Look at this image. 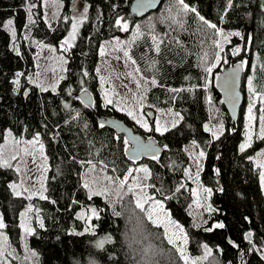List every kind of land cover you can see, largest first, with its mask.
<instances>
[{
    "label": "trees",
    "instance_id": "trees-1",
    "mask_svg": "<svg viewBox=\"0 0 264 264\" xmlns=\"http://www.w3.org/2000/svg\"><path fill=\"white\" fill-rule=\"evenodd\" d=\"M60 1L58 18L49 24L43 0H0V146L8 132L18 140L38 139L48 163L46 199L29 198L14 193L20 173L4 166L0 154V244L5 233L16 252L13 258L0 254V264H264V253L253 250L264 248V189L253 162L264 148L259 137L264 126V0H184L188 9L179 0H162L143 17L129 10L133 0ZM80 2L87 13L66 54V72L55 89H40L32 81L37 45L61 51ZM117 21L126 23L127 30ZM217 29L232 34L221 61L207 71L214 63ZM116 37L154 79L147 89L151 108L171 107L180 115L174 126L157 131L151 118L150 130L144 131L127 113L105 103L99 56L103 43ZM238 62L247 65L245 102L239 121L232 123L216 78ZM83 91L93 95V107L80 100ZM100 116L124 120L145 139H156L163 153L131 160L130 143L114 129L101 127ZM211 119L224 127L219 136L206 130ZM250 130L251 146L240 151ZM189 142L205 154L200 181L212 190L211 212L195 204L194 185L186 176ZM140 165L149 169L150 197L184 229L189 260L161 229L145 221L127 184L121 183ZM92 171L108 195L89 198L84 184ZM29 205L32 230L23 246L21 213ZM92 208L99 219L91 216ZM217 223L224 228H214ZM249 232L251 243L245 238ZM101 240L102 248L97 247Z\"/></svg>",
    "mask_w": 264,
    "mask_h": 264
},
{
    "label": "rangeland",
    "instance_id": "rangeland-1",
    "mask_svg": "<svg viewBox=\"0 0 264 264\" xmlns=\"http://www.w3.org/2000/svg\"><path fill=\"white\" fill-rule=\"evenodd\" d=\"M63 3L60 0H43V7L45 12V19L49 24L54 22L60 13ZM87 13V7L83 2H80L75 10L71 14V24L69 31L64 39L65 43L58 51L54 46L39 43L35 56L36 71L32 76V81L40 89H55L66 72L68 52L70 47L74 46L83 25L85 15ZM73 25L76 26L75 33L73 34ZM216 38V54L214 57V63L212 67L221 61L222 51L227 44L229 37L232 33H227L221 29H217ZM219 41V43H217ZM127 53V55H126ZM219 57V59H217ZM134 62V63H133ZM98 72L101 79V94L107 103L110 99L119 111L132 113L129 115L136 125L142 130H150V119L155 121V128H160V131L174 126L180 119V115L176 113L171 107L159 108L154 111L147 98L148 85L154 82L153 77L144 74L137 63L132 58L129 48L126 42L120 38H113L103 43L101 47V53L98 62ZM249 79L247 84L249 85ZM249 117L252 114L247 112ZM147 125L145 127L144 125ZM206 130L211 134L215 133V136H219L224 127L222 124H217L214 120H209L206 123ZM130 146V145H129ZM191 158V164L187 169V179L194 185L195 204L203 208L205 211L210 207V195L204 191L209 189L204 186L200 181V173L202 171L204 156H200L201 148L195 142H189L185 146ZM204 153V152H203ZM264 148L261 149L254 157L253 162L255 167L260 171H264V168L260 165L264 164ZM0 154L2 162L5 161L10 166H13L16 170L19 169L20 179L17 184L12 186L14 193L17 195H26L29 198L32 197H44L45 185L47 181L48 163L45 152L44 143L38 139L33 140H18L12 133L8 132L3 144L0 146ZM197 173H199L197 175ZM86 183L90 185L92 191L102 190V184L95 171L86 175ZM149 169L145 165H140L132 168L126 179H123V183L127 184L129 190L132 193V199L135 200L139 196L142 200L147 201L145 203L146 210H153V219H159L163 221L160 224H154L147 219V212L144 213L145 221L153 224L157 228L161 229L166 238L172 233L175 235L172 237L175 243H170L179 252V254L185 260H189L191 257L188 254L186 240L181 239L182 235H186L184 229L178 225L170 215L164 210L154 208L155 200L150 197L149 194ZM263 189L264 181L261 180ZM211 208V207H210ZM22 228H23V246L24 237L27 235L25 228L32 230V213L31 206L26 207L21 213ZM172 221L169 224L168 221ZM179 227H176V226ZM182 229V233L180 231ZM10 253L12 258L15 256L14 248L9 244L8 237L3 233L2 241L0 244V254ZM183 253V255L181 254ZM190 264H200L199 260L191 261Z\"/></svg>",
    "mask_w": 264,
    "mask_h": 264
},
{
    "label": "water",
    "instance_id": "water-1",
    "mask_svg": "<svg viewBox=\"0 0 264 264\" xmlns=\"http://www.w3.org/2000/svg\"><path fill=\"white\" fill-rule=\"evenodd\" d=\"M146 2H148V0H133L129 6V10L132 14L143 17L149 12L158 9L162 0H151V6L141 7V4ZM246 67L247 65L244 63L238 62L221 71L216 78V86L222 93L223 102L231 117L232 123L239 121L241 108L245 102L242 87ZM79 98L86 106L93 107L94 97L89 91H83L79 94ZM99 121L103 125L125 136L126 140L130 143L127 149V155L131 160L138 161L145 157H156L163 153V148L158 144L156 139H145L124 120L117 117L100 116ZM147 145H151L156 151L154 152L151 149L145 150L142 148V146Z\"/></svg>",
    "mask_w": 264,
    "mask_h": 264
},
{
    "label": "snow or ice",
    "instance_id": "snow-or-ice-1",
    "mask_svg": "<svg viewBox=\"0 0 264 264\" xmlns=\"http://www.w3.org/2000/svg\"><path fill=\"white\" fill-rule=\"evenodd\" d=\"M179 2H180V4H181L185 9H188V6L184 4V0H179ZM148 6H151V0H148V2L141 4V7H148ZM190 10H191L192 12H195V11H196L195 8H191ZM200 19H201V20H204L203 17H200ZM11 23H12V22L9 21V24H11ZM117 23H118V24H121V25L123 26L124 30H127V24H126V23H124L123 21H117ZM210 27H212V28H216V25L212 24V25H210ZM75 29H76V26L73 25V34L75 33ZM13 34H14V33H13ZM236 35H239V33H236ZM154 39H155V38H154ZM65 43H67V41H66ZM217 43H219V41H217ZM158 50H159V49L157 48V51H158ZM237 52H239V49H236V50L233 52V54H236ZM126 55H127V53H126ZM217 59H219V57H217ZM133 63H134V62H133ZM207 71H211V69L209 68V69H207ZM107 103H108V104H111L112 101H111L110 99H108V100H107ZM249 112H251V107L249 108ZM129 115H132V113L129 112ZM249 119L251 120V116L249 117ZM103 126H104V125L101 124V127H103ZM144 126L147 127L146 124H145ZM157 131H160V128H159V127H157ZM37 135H38V134H37ZM213 135L215 136V133H213ZM247 136H248V139L246 140V142L240 145V151H245L246 148H248V147L251 146V141H252V133H251V130L247 133ZM259 137H260L261 139H264V126H262V127L260 128ZM125 143H127V141H125ZM142 148H144L145 150L151 149V150L154 151V152L156 151L154 148H152L151 145L142 146ZM199 155H200L201 157L204 156L203 151H201V152L199 153ZM262 155H264V153H262ZM153 158H155V156H154ZM250 159H251V158H250ZM4 166L9 167L10 165L7 163V161H5V162H4ZM260 167L264 168V164L260 165ZM17 171H19V169H17ZM198 174H199V173H197V175H198ZM260 178H261L262 181H264V171H262V172L260 173ZM121 183H123V181H121ZM84 188L89 189V192H90V196H89V198H91L92 195L102 196V197L108 195V189H106V188L103 189V190L92 191V189L90 188V185H89L88 183H85V184H84ZM204 191H205L206 193H208V194H211V191H212V190H211V189H204ZM19 194H20V193L18 192L17 195H19ZM42 198H45V199H46V197H42ZM146 202H147V201L142 200L139 196H137V197L135 198V200H134L135 208H136V209H139V210L142 211V212H145V211H146V212H147V219H148L149 221H152L154 224H160V223H163V221H160L158 218H157V219H153L154 212H153V210H146V209H145V203H146ZM154 208L162 210V209H163V205H162L159 201H156L155 204H154ZM207 210H208L209 212L212 211V209H211L210 207H209ZM115 215L120 216L121 213L116 212ZM91 216H92V217H96L97 219H99L98 210H97L96 208H92V209H91ZM81 218H83V216H82ZM89 219H91V217H89ZM168 223H169V224H172L173 222L169 220ZM22 226H23V225H22ZM40 226L43 227V224H41ZM2 227H4V225H3V223H2V218H0V228H2ZM176 227H179V226L177 225ZM213 227H214V228H224V224H223V223H217V224H215ZM208 230H212V229H208ZM25 231H26V233H30V232H31V229H29V228H25ZM180 231H181V233H182L183 230L180 229ZM174 235H175V233H172L171 235L168 236V241H169V243H175V240H173V238H172ZM251 236H252V233H250V232L245 234V238L248 239L250 243H251ZM181 239L186 240V235H182V236H181ZM104 242H105L104 240L98 241V243H97V247L102 248L103 245H104ZM230 243H232V242L230 241ZM234 246L239 247L238 245H234ZM205 249H206V252H207L208 254H210L211 250L207 249V246H205ZM253 250H258V251H261L262 253H264V248L253 249ZM181 254L183 255V253H181ZM89 264H94V262H91V261H90Z\"/></svg>",
    "mask_w": 264,
    "mask_h": 264
}]
</instances>
